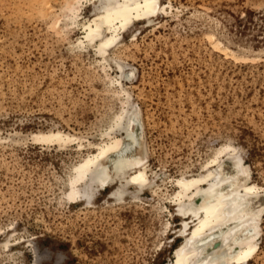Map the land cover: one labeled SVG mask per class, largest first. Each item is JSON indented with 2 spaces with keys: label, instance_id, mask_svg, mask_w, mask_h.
Here are the masks:
<instances>
[{
  "label": "rangeland",
  "instance_id": "rangeland-1",
  "mask_svg": "<svg viewBox=\"0 0 264 264\" xmlns=\"http://www.w3.org/2000/svg\"><path fill=\"white\" fill-rule=\"evenodd\" d=\"M77 1L85 20L90 0H0V264H173L169 196L184 173L229 141L264 189V0H162L166 15L124 35L111 56L136 73L150 176L170 181L89 204L69 196V178L110 142L123 97L115 64L76 47ZM262 222L245 264H264Z\"/></svg>",
  "mask_w": 264,
  "mask_h": 264
},
{
  "label": "bare ground",
  "instance_id": "bare-ground-1",
  "mask_svg": "<svg viewBox=\"0 0 264 264\" xmlns=\"http://www.w3.org/2000/svg\"><path fill=\"white\" fill-rule=\"evenodd\" d=\"M90 1L93 5L85 20L86 7L81 8L80 1L73 5L75 23L82 24L85 31V39H78L76 47L93 48L103 62L115 64L117 73L109 84L123 100L102 134L109 136L110 142L98 144L99 150L81 160L69 178V196H80L85 204L102 190L107 189L108 196L118 202L170 181L154 171L150 176L143 117L130 91L136 73L111 56L125 34L133 37L138 24L160 19L169 12L168 6L162 0ZM61 136L56 132L47 137ZM200 168L196 175L184 173L173 182L179 189L169 196L171 217L176 223L174 238L178 241L173 264L248 263L260 248L264 189L254 183L241 147L233 142L227 141L209 154Z\"/></svg>",
  "mask_w": 264,
  "mask_h": 264
}]
</instances>
